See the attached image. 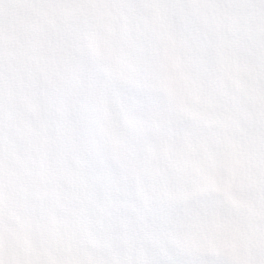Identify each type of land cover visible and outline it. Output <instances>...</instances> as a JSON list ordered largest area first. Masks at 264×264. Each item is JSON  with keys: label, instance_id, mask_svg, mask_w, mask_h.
<instances>
[{"label": "snow or ice", "instance_id": "snow-or-ice-1", "mask_svg": "<svg viewBox=\"0 0 264 264\" xmlns=\"http://www.w3.org/2000/svg\"><path fill=\"white\" fill-rule=\"evenodd\" d=\"M0 264H264V0H0Z\"/></svg>", "mask_w": 264, "mask_h": 264}]
</instances>
